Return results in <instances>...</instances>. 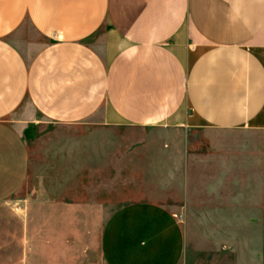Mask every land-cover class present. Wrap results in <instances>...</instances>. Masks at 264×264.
<instances>
[{
  "label": "crops",
  "instance_id": "obj_1",
  "mask_svg": "<svg viewBox=\"0 0 264 264\" xmlns=\"http://www.w3.org/2000/svg\"><path fill=\"white\" fill-rule=\"evenodd\" d=\"M36 123L244 133L264 246V0H0V207L27 182ZM0 230L32 229L8 211ZM185 250L154 203L120 209L100 243L104 264H182Z\"/></svg>",
  "mask_w": 264,
  "mask_h": 264
},
{
  "label": "rangeland",
  "instance_id": "obj_2",
  "mask_svg": "<svg viewBox=\"0 0 264 264\" xmlns=\"http://www.w3.org/2000/svg\"><path fill=\"white\" fill-rule=\"evenodd\" d=\"M22 134L29 176L0 207V223L13 211L32 230H0V264H104V228L134 203L175 214L185 233L182 264H264L244 133L36 123Z\"/></svg>",
  "mask_w": 264,
  "mask_h": 264
}]
</instances>
